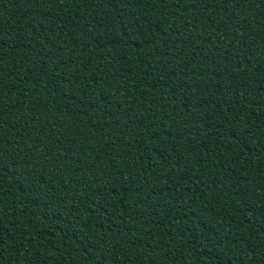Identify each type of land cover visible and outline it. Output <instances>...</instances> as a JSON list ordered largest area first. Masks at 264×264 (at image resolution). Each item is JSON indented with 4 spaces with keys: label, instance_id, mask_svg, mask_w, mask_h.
<instances>
[{
    "label": "trees",
    "instance_id": "trees-1",
    "mask_svg": "<svg viewBox=\"0 0 264 264\" xmlns=\"http://www.w3.org/2000/svg\"><path fill=\"white\" fill-rule=\"evenodd\" d=\"M0 264H264V0H0Z\"/></svg>",
    "mask_w": 264,
    "mask_h": 264
}]
</instances>
